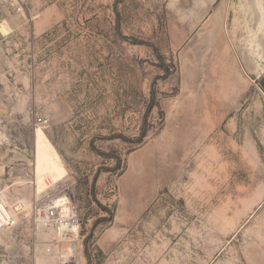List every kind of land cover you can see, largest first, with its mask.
Wrapping results in <instances>:
<instances>
[{
	"label": "rangeland",
	"instance_id": "374dc122",
	"mask_svg": "<svg viewBox=\"0 0 264 264\" xmlns=\"http://www.w3.org/2000/svg\"><path fill=\"white\" fill-rule=\"evenodd\" d=\"M58 185L81 264H264V0H0V264Z\"/></svg>",
	"mask_w": 264,
	"mask_h": 264
},
{
	"label": "built area",
	"instance_id": "2783aa9c",
	"mask_svg": "<svg viewBox=\"0 0 264 264\" xmlns=\"http://www.w3.org/2000/svg\"><path fill=\"white\" fill-rule=\"evenodd\" d=\"M14 3L16 0H7ZM42 122V119H39ZM64 185H58L44 198L36 200L32 208L34 220L45 228L54 231V240L44 250L53 256L58 264H81L83 252L80 246L81 224L76 210L68 204L69 209L56 205V199L65 193ZM25 212L21 204L11 208L0 196V221L11 226L17 216Z\"/></svg>",
	"mask_w": 264,
	"mask_h": 264
},
{
	"label": "bare ground",
	"instance_id": "6f19581e",
	"mask_svg": "<svg viewBox=\"0 0 264 264\" xmlns=\"http://www.w3.org/2000/svg\"><path fill=\"white\" fill-rule=\"evenodd\" d=\"M58 198L60 197H57L56 199V205L60 208V207H63L65 210H68L69 209V206L68 204H70L68 198H63L61 200H58ZM24 208V207H23ZM41 225V224H40Z\"/></svg>",
	"mask_w": 264,
	"mask_h": 264
}]
</instances>
